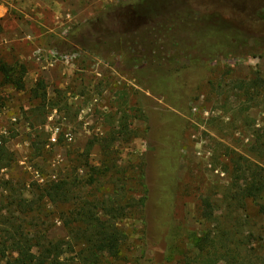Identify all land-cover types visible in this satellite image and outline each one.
Returning a JSON list of instances; mask_svg holds the SVG:
<instances>
[{"label":"rangeland","instance_id":"rangeland-1","mask_svg":"<svg viewBox=\"0 0 264 264\" xmlns=\"http://www.w3.org/2000/svg\"><path fill=\"white\" fill-rule=\"evenodd\" d=\"M126 1L0 0V59L26 67L23 89L2 84L0 72V145L6 142L12 158L0 169V229L13 191L29 197L36 183L65 175L89 140L106 136L124 114L137 135L117 141L116 156L128 172H144L150 192L141 216L120 221L128 239L108 264H183L198 252L196 240L208 226L200 214L203 197L217 202L222 222H232L223 202L232 156L264 167L251 150L254 133L264 127V87L251 93L228 86L264 80V0H184L214 19L220 15L263 49L198 66L183 59L170 68L135 66L106 46L96 49L104 34L94 21L98 15L110 14L109 25L122 31L145 23ZM39 81L46 100L43 91L39 97L32 91ZM101 159L96 145L90 161L99 165ZM79 175L89 178L85 167ZM248 215L264 232L256 207ZM66 234L56 219L49 237ZM209 264L223 263L215 258Z\"/></svg>","mask_w":264,"mask_h":264},{"label":"trees","instance_id":"trees-1","mask_svg":"<svg viewBox=\"0 0 264 264\" xmlns=\"http://www.w3.org/2000/svg\"><path fill=\"white\" fill-rule=\"evenodd\" d=\"M126 2L132 14L145 19L143 25L122 31L118 24L109 25L107 20L114 17L110 18L108 13L94 19L104 33L102 37L99 35L96 49L106 46L126 63L170 68L186 59L190 66H198L203 59L231 58L246 49L253 52L263 49L252 35L220 15L214 19L184 0ZM0 72L2 84L25 87L24 65L18 69L0 59ZM228 86L234 90L247 87V92L255 93L264 87V80L258 77L233 80ZM45 88V82L39 81L32 91L38 97L43 91L42 99L46 100ZM125 116H119L117 127L106 136L90 139L65 175L36 183L29 197L19 190L7 197L10 211L0 229V264H108L111 257L122 253L128 234L120 221L141 216L150 192L144 172L138 175L128 172L129 168L120 165L116 156L115 143L137 135L124 120ZM254 134L251 150L264 158V127ZM96 145L102 150L99 165L90 161ZM11 160V151L3 142L0 169ZM231 164L223 202L228 208L226 216L232 222H222L217 202L203 197L200 214L208 226L196 240L198 252L186 256L183 264H209L215 258L223 264H264V232L250 224L248 215L254 206L264 217V167L240 155H233ZM81 167L88 170L86 181L80 178ZM105 184L108 187L100 192ZM237 211L242 213L235 215ZM56 219L62 221L66 236L49 237Z\"/></svg>","mask_w":264,"mask_h":264},{"label":"built area","instance_id":"built-area-1","mask_svg":"<svg viewBox=\"0 0 264 264\" xmlns=\"http://www.w3.org/2000/svg\"><path fill=\"white\" fill-rule=\"evenodd\" d=\"M50 139L52 140V142H54L56 140V137L54 136V137H52ZM37 175H39V174L37 173Z\"/></svg>","mask_w":264,"mask_h":264}]
</instances>
